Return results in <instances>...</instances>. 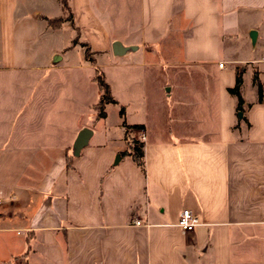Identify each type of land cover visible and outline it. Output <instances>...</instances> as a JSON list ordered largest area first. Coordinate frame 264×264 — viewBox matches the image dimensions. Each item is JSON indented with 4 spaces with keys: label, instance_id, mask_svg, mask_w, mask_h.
<instances>
[{
    "label": "crops",
    "instance_id": "crops-1",
    "mask_svg": "<svg viewBox=\"0 0 264 264\" xmlns=\"http://www.w3.org/2000/svg\"><path fill=\"white\" fill-rule=\"evenodd\" d=\"M70 7L68 48L88 43L94 64L57 53L72 30L47 22L60 0H0V264H264V0ZM62 26L67 39L49 31ZM97 68L123 112L117 142L94 128Z\"/></svg>",
    "mask_w": 264,
    "mask_h": 264
},
{
    "label": "trees",
    "instance_id": "trees-1",
    "mask_svg": "<svg viewBox=\"0 0 264 264\" xmlns=\"http://www.w3.org/2000/svg\"><path fill=\"white\" fill-rule=\"evenodd\" d=\"M61 3V9H62V14L63 16L54 18L52 20H48L49 26L56 28L57 26H60L62 24L68 23L71 27H74V20H73V14L71 12V7H70V0H60ZM80 47L83 52V57L85 62H89L90 64H94L95 60L93 57V53H91V49L88 43L82 42L80 44ZM97 75L95 77V82L97 86H99V90L101 92L100 98H99V103L96 106V116L97 119L100 118H105V106L106 105H113L116 104L115 101L112 100L110 96V91L109 87L106 85L104 81V75L101 70L98 68L96 69ZM253 82L257 85L258 87V101L262 99L261 94H262V87L261 85L256 82V77L253 78ZM242 82H241V77L240 75H236L235 78V85L234 87L230 88L228 90V93L235 97L237 99V109L240 110L241 105L243 103L242 97H240V88H241ZM122 112V109H121ZM142 150H141V145L138 144V142H132L129 144L128 150L123 153L124 156L131 157L133 161L136 163V165L143 171V159H142Z\"/></svg>",
    "mask_w": 264,
    "mask_h": 264
},
{
    "label": "rangeland",
    "instance_id": "rangeland-1",
    "mask_svg": "<svg viewBox=\"0 0 264 264\" xmlns=\"http://www.w3.org/2000/svg\"><path fill=\"white\" fill-rule=\"evenodd\" d=\"M67 28L68 27L65 28V26L64 27L62 26L61 30H57L55 32L51 31L53 28L52 29L49 28V31H50V33H56V34L62 35V36L64 35V38L67 39L66 35L69 32V29L67 31ZM69 28H72V30L70 31V35L68 36L69 37L68 40L64 41L63 39H59V37H58L57 41H54V43H53L57 47V50H58L57 53L60 56L63 55V57L65 58V60H64L65 63L69 60H71V61L75 60L73 58H75L77 53H82V49L80 46L76 47V49H74V51L71 50L72 52H70L68 46H71V44H74V41H77V38H76L77 33H76V28H74V27H69ZM52 42H50V43H52ZM91 53H93V56L96 57V53H94L92 51H91ZM156 70H160V71H156V72H159L160 81L166 80L167 78H169L171 76V74H173V73H171L172 71H169L167 67H160ZM167 90H168V88H165V91H167ZM122 114H123V112H121V107L118 106L117 104L105 106V116L106 117L105 118L99 117L97 119L98 120L97 127H94L97 130V133H99V130L101 129V131H102L101 141H103V142H109V141L117 142V140H120V137L123 133V130H122V124L123 123L122 122L124 120V116ZM122 140H123V137H122Z\"/></svg>",
    "mask_w": 264,
    "mask_h": 264
},
{
    "label": "built area",
    "instance_id": "built-area-1",
    "mask_svg": "<svg viewBox=\"0 0 264 264\" xmlns=\"http://www.w3.org/2000/svg\"><path fill=\"white\" fill-rule=\"evenodd\" d=\"M219 68H222V63L218 64ZM139 141L143 142L145 139V131L144 130H139ZM1 202V199H0ZM179 220L177 222V227L183 231L184 233H190L194 227L199 225V221L196 218V216H193L190 211L183 210L179 216ZM135 225H140L139 221L134 222Z\"/></svg>",
    "mask_w": 264,
    "mask_h": 264
},
{
    "label": "water",
    "instance_id": "water-1",
    "mask_svg": "<svg viewBox=\"0 0 264 264\" xmlns=\"http://www.w3.org/2000/svg\"><path fill=\"white\" fill-rule=\"evenodd\" d=\"M121 49L123 50V48H121V45L119 43L116 42L113 44V53L115 55H120ZM90 135H91V131L86 128L79 133L78 137L76 138L73 144L76 153L85 147L84 145L87 143V140L90 137Z\"/></svg>",
    "mask_w": 264,
    "mask_h": 264
}]
</instances>
